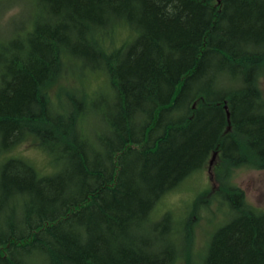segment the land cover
I'll list each match as a JSON object with an SVG mask.
<instances>
[{
	"label": "trees",
	"instance_id": "1",
	"mask_svg": "<svg viewBox=\"0 0 264 264\" xmlns=\"http://www.w3.org/2000/svg\"><path fill=\"white\" fill-rule=\"evenodd\" d=\"M31 1L0 39V264H264V210L230 182L264 170V0ZM67 66L107 89L54 102ZM29 135L54 173L3 157ZM213 152L227 219L190 257V219L153 211Z\"/></svg>",
	"mask_w": 264,
	"mask_h": 264
},
{
	"label": "rangeland",
	"instance_id": "2",
	"mask_svg": "<svg viewBox=\"0 0 264 264\" xmlns=\"http://www.w3.org/2000/svg\"><path fill=\"white\" fill-rule=\"evenodd\" d=\"M33 13L34 5L31 0H0V39H5L21 29L23 23L29 25ZM116 31L115 41L113 38L110 45L128 42L134 36L133 29L124 24ZM107 86V77L103 72H82L76 67L67 66L51 83L48 92L51 99L58 102V93L61 90L73 91L79 96L92 98L97 93L105 91ZM259 86L264 99V74L260 76ZM3 157H21L29 161L40 175H49L56 170L48 154L38 146L37 138L31 135L13 145ZM210 158L203 168L193 172L164 194L153 211L154 218L169 212L174 217L185 216L190 219L192 235L190 257L203 254L211 233L227 219V208L225 209L223 205L220 207L212 196L214 191L221 187L222 167L216 155L211 164ZM230 182L243 191L249 203L264 210V170L244 166L233 168ZM176 264H187V259L180 258Z\"/></svg>",
	"mask_w": 264,
	"mask_h": 264
},
{
	"label": "water",
	"instance_id": "3",
	"mask_svg": "<svg viewBox=\"0 0 264 264\" xmlns=\"http://www.w3.org/2000/svg\"><path fill=\"white\" fill-rule=\"evenodd\" d=\"M224 107H225L226 112H227V105L225 104ZM227 116H228V112H227ZM215 155H216V152H213L212 155H211V158H210V160H209V164L212 163V161H213Z\"/></svg>",
	"mask_w": 264,
	"mask_h": 264
}]
</instances>
